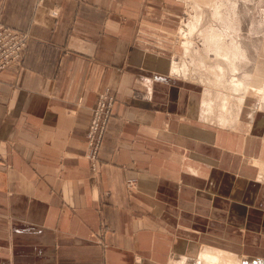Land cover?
<instances>
[{"label":"crops","instance_id":"0c3cea01","mask_svg":"<svg viewBox=\"0 0 264 264\" xmlns=\"http://www.w3.org/2000/svg\"><path fill=\"white\" fill-rule=\"evenodd\" d=\"M177 9L0 0V24L30 35L22 62L0 74V264H205L212 248L264 264L253 163L264 162V123L202 119V87L171 72L172 42L154 50L136 37L175 33ZM105 90L113 118L93 172L85 135Z\"/></svg>","mask_w":264,"mask_h":264},{"label":"rangeland","instance_id":"374dc122","mask_svg":"<svg viewBox=\"0 0 264 264\" xmlns=\"http://www.w3.org/2000/svg\"><path fill=\"white\" fill-rule=\"evenodd\" d=\"M172 1L178 8L176 10V13L179 15L178 26L193 22L195 13L197 16L202 17L201 24L198 26L197 33L193 39L194 46L191 55L184 53L180 43L181 39L178 37V27H176L177 31L175 33H171V31L167 32L164 29H159L161 31V33L159 32L160 34L151 33L149 32L150 30L146 33L137 31L138 34L136 37L140 39V44L145 42L144 39L152 38L154 44L150 46H152L154 50H158L159 46H161L165 51V46L159 44L165 41L172 42V44H167V47L170 48L173 46V51L177 52V54L175 53L177 59L173 57L171 61L178 63V67L181 66L182 63H185L192 68V73L190 75L187 72L185 76L179 74L182 76L180 78L198 83L202 87L201 92L204 93L203 100L210 103L212 106L211 110L209 109L207 113L205 112L207 120L218 125H224V127H230L227 123L223 124L221 120H219V115H221V118L223 115L226 116L222 108L223 104L236 114L238 109L236 106V98L242 97L245 94L244 89L236 92L231 85V80L238 78V80L242 81L246 86L251 84V80L255 76L260 75L259 80L263 82V85L259 86V91L261 92L264 90V0ZM187 2L189 3L188 5ZM211 2L215 3L214 7L211 6ZM56 10L57 8L55 7L50 11V15L53 18H56L59 14V11ZM53 12H57V15H54ZM214 32L217 36L212 38L211 33ZM214 41L220 43L228 42L237 45L236 48L238 47V50L236 49V53L232 50L228 52L225 51L224 53H228L230 56L235 54L233 57L236 63L234 62V64L236 68L238 67V69H236L238 72L231 73L229 68L215 55L214 51L216 48L213 46ZM240 50L242 53H239ZM202 63L204 66L199 67V64ZM216 65H220L223 68L222 75L218 74L221 81L220 84H218L219 79L216 80L215 75H211L212 70L213 73L217 72ZM260 100L262 110L264 111V94L260 97ZM201 108L205 110V105L202 104ZM135 189L132 191H135ZM127 190L129 191V189Z\"/></svg>","mask_w":264,"mask_h":264},{"label":"bare ground","instance_id":"6f19581e","mask_svg":"<svg viewBox=\"0 0 264 264\" xmlns=\"http://www.w3.org/2000/svg\"><path fill=\"white\" fill-rule=\"evenodd\" d=\"M188 4L189 3L187 2V5ZM211 6L214 7L215 3L211 2ZM201 20H202V17L197 16V14L195 13L194 18H193V22L187 23L186 25L184 24V25L179 26V29H178V35L179 36L178 37L181 39V42L180 41L179 42L181 43L185 54L191 55V51H193V46H194L193 45L194 44L193 39L197 33L196 31H197L198 26H200V24H201ZM216 36H217V34L215 32L211 33L212 38H214ZM213 43H214L213 46L216 48V50L214 51L215 55L219 58V60L229 68L231 73L238 72L236 70V69H238V67L236 68V66L234 64L235 60H234L233 56L235 54L233 56H230L228 53H224L225 51L228 52L230 50H232L233 52L236 53L237 52L236 49L238 50V47L236 48L237 45L230 44L228 42L227 43H225V42L220 43L217 41H214ZM239 47H241V46H239ZM240 52H241V50L239 51V53ZM239 56H241V55H239ZM178 65H179L178 63L171 61L170 69H171V72L173 73V75L175 74L176 76L182 77V76L186 75V72L189 75L192 73V71H191L192 68L189 67L188 65H186L185 63H182V65L179 66L181 69L178 67ZM202 66H204L203 63L199 64V67H202ZM216 69H217L216 70L217 72L213 73V70H212L211 75H215L216 80L219 79L218 84H220L221 81H220V77L218 74L222 75L223 68L220 65H216ZM257 73H260V72H257ZM179 74H181L182 76H180ZM259 78H260V75L255 76L251 80V84H248L246 86H245V84H243L242 81L238 80V78L231 80V85L235 89V91L238 92L241 89H244L245 94L242 97L236 98V106L238 108L236 114H234L232 111H230L227 107H225V104H223L222 108H223L224 114L226 116L223 115V117L221 118V115H219V120H221V122L223 124L227 123V125H229L231 128L232 127H234V128H236V127H238V128L239 127H247L248 129L252 130V128L254 127V124L256 126L258 123V126H260L264 123V117H262L258 122H256L257 115L264 113V111L262 110V107H261V100H260V97L264 94V90H262L261 92L259 91V86L263 85V82L261 80H259ZM205 89H207V88H205ZM202 104L205 105V110H203L201 108V117H202V119L207 120V115L205 114V112L207 113L209 109L211 110L212 106L210 103H207L204 100H202ZM243 118H246V119L251 120L253 122H251V121L250 122H242ZM235 124H237V125H235ZM253 163L259 171L258 176L256 177L259 180V179L264 177V162L257 159V160H253ZM199 259L204 261L205 264H237L238 263V259L235 258L234 256H232V254H230L227 251H224L221 249H216V248H212L208 251H201L199 254Z\"/></svg>","mask_w":264,"mask_h":264},{"label":"built area","instance_id":"2783aa9c","mask_svg":"<svg viewBox=\"0 0 264 264\" xmlns=\"http://www.w3.org/2000/svg\"><path fill=\"white\" fill-rule=\"evenodd\" d=\"M53 13L57 15V12ZM29 41V34L0 25V74L15 64L22 62ZM114 103L115 97L109 90H105L98 94L96 103L92 108L91 120L85 135L86 148L84 158L93 172L97 170L100 151L108 126L113 118L112 109ZM136 183L137 180L135 178H129L125 182L129 191L136 188Z\"/></svg>","mask_w":264,"mask_h":264}]
</instances>
